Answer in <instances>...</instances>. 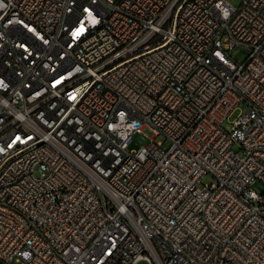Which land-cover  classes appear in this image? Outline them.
Returning <instances> with one entry per match:
<instances>
[{"label":"built area","instance_id":"obj_1","mask_svg":"<svg viewBox=\"0 0 264 264\" xmlns=\"http://www.w3.org/2000/svg\"><path fill=\"white\" fill-rule=\"evenodd\" d=\"M254 182L264 0H0V264H264Z\"/></svg>","mask_w":264,"mask_h":264},{"label":"rangeland","instance_id":"obj_2","mask_svg":"<svg viewBox=\"0 0 264 264\" xmlns=\"http://www.w3.org/2000/svg\"><path fill=\"white\" fill-rule=\"evenodd\" d=\"M228 1H230L231 3L235 5H237L238 3V0H228ZM228 55L235 63L241 65V64H244L246 60L248 59L249 51L244 48H236L232 50L231 52H229ZM246 109H247L246 103L244 102L239 103L237 108L231 113L229 118L224 122V128L227 131H231L234 123L236 122L240 114L245 112ZM156 142H159V143L161 142L163 144L164 149H168L171 145V142L163 136L158 137L156 139ZM138 147L139 145L137 143H132L130 145V149H136ZM233 150H238L237 145L233 146ZM215 182L216 181L214 177L211 176L210 174H207L203 177V179L201 180V184L199 186L201 188L203 185H211V184H215ZM251 189L258 195L264 196V184H262L261 182H254L251 185ZM139 264H145V263L141 262Z\"/></svg>","mask_w":264,"mask_h":264},{"label":"bare ground","instance_id":"obj_3","mask_svg":"<svg viewBox=\"0 0 264 264\" xmlns=\"http://www.w3.org/2000/svg\"><path fill=\"white\" fill-rule=\"evenodd\" d=\"M112 187L124 188V180H112Z\"/></svg>","mask_w":264,"mask_h":264}]
</instances>
